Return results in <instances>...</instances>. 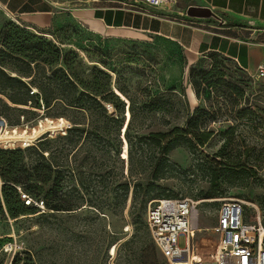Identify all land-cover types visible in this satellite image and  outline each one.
I'll use <instances>...</instances> for the list:
<instances>
[{"label":"rangeland","instance_id":"1","mask_svg":"<svg viewBox=\"0 0 264 264\" xmlns=\"http://www.w3.org/2000/svg\"><path fill=\"white\" fill-rule=\"evenodd\" d=\"M9 22L11 19L0 9V37ZM79 31L67 26L51 38L43 36L55 38L64 52L78 53L85 66L109 73L113 82L117 81V86L125 91L126 101L133 104L136 114L128 133L133 152H128L126 160L114 155L116 128L113 122L104 119L98 122L97 139L90 136L84 141V133L71 144L66 139L46 141L49 155L45 157L67 160L72 168H65L62 191L51 198L53 203L71 210L59 213L40 210L39 202L32 205L37 208L36 214L12 219L5 207L0 206V264H13L17 255L22 263L31 260L35 264H143L137 250L139 245L134 257L124 248L136 233L135 216L140 214L146 224L148 206L156 200L157 193L151 194V200L142 196L135 201V183L145 187L149 181V169L141 172L147 167L146 157L151 152L144 148L142 153L137 140L153 133H167L175 126L192 134L210 135L198 150L173 149L169 154L172 167L157 182L170 198H188L200 203L198 223L204 232L196 235L197 251L205 258L214 256L218 236L212 229L217 225L224 200L241 201L245 222L260 221L264 227V85L251 81L234 61L219 54L191 63L184 51L165 47L153 37L123 32L88 36ZM224 81L239 87L242 95L229 90ZM170 92L182 101L176 106V123H165L171 115L154 108L155 104L167 108ZM104 104L109 115L120 116L111 103ZM24 109L7 110L2 116L11 124L22 114L29 119L36 118L33 122L39 120V114L30 104ZM195 109L199 113L194 114ZM47 113L55 115L61 111ZM76 116L84 121V116ZM121 117L124 118V113ZM190 118L198 119V123H191V130L187 125ZM125 121L128 122V117ZM122 134L119 135L121 149L127 146L130 150L129 138ZM82 145L83 149L76 153ZM205 157L215 159L225 170L222 193L214 198H206L207 168L211 164L205 162ZM39 162L40 157L33 151L25 153L24 163ZM56 177L53 173L52 179ZM81 181L85 183L84 188ZM126 181L131 183L129 193L126 201L117 205L120 199L116 194L122 192L116 186ZM51 185L38 183L42 193L48 192ZM81 205V211L72 210ZM89 205L96 208L102 205L103 209L98 212ZM178 245L182 249L186 247L184 236L179 237ZM114 246L115 257L111 258L108 249ZM156 260L164 261L159 253Z\"/></svg>","mask_w":264,"mask_h":264},{"label":"trees","instance_id":"2","mask_svg":"<svg viewBox=\"0 0 264 264\" xmlns=\"http://www.w3.org/2000/svg\"><path fill=\"white\" fill-rule=\"evenodd\" d=\"M43 35L54 36L50 33L33 32L12 20L3 29L0 37V116L7 110H26L24 108L30 104L39 114L38 119L65 118L72 124V128L66 136L44 137L25 149H4L0 147V206L5 207L12 219L36 214L38 212L37 208L57 213L71 210L63 209L53 203L51 198L54 194H59L62 191L64 184L62 176L67 171L65 168L69 167L71 170L72 168L67 160H61L56 156L46 158L49 155L46 141L66 139L71 144L75 142L76 138L81 139L84 133L86 134L84 141L89 140L90 136L97 139L98 122L104 119L113 122L116 128V144L113 145L114 155L116 157L120 155L122 160H126L128 156L126 159L122 157L124 146L121 149L119 135L125 130L122 135L129 138L128 133L136 116L133 104L117 95L116 90L126 97L125 91L117 86V81L113 82L109 73L97 67L85 66L78 53L73 51L64 52L55 38L51 40V37L47 38ZM214 54L216 53L210 55ZM239 69L245 72L240 67ZM85 72L88 73L85 74ZM224 82L229 90H235L239 95H242L239 87ZM33 89L36 90L35 93H32ZM167 97L169 99L167 108H161L157 104L154 105V108L156 111H165L171 115L165 123H176L178 120L175 115L176 106L182 104V101L176 93L170 92ZM104 103H111L120 116L124 113V118L109 115ZM127 109L131 113L129 122L125 121ZM49 110H60L61 113L50 115L47 113ZM197 113H199V109H195L194 114ZM76 114L84 116L85 119L83 118V120L85 122L80 121ZM21 117H24L25 122H32L36 119H29L22 114L15 124H10L20 125ZM86 119L89 120V123L86 122ZM187 123L190 129L191 123H198V119L190 118ZM209 136V133L206 132L192 134L190 131L175 126L170 128L167 133H153L149 136L139 137L137 140L139 150L143 153L144 148H148L151 152L146 157L147 167L142 169L141 172V174L146 173L149 169V181L145 187L142 183H135V201H139L142 196L151 200V194L154 192H157L154 195L156 200L170 198V196L164 195L163 188L157 184L172 167L169 160L170 152L178 147H186L190 151L198 150V147L203 148ZM128 141L130 145L128 152L130 151L132 154L134 145L130 138ZM82 147L83 145L76 149V153L81 151ZM29 151H33L40 157L38 164L28 165L24 163L25 153ZM205 158V162L211 164L207 168L209 192L206 194V198H214L222 193L225 170H223L221 163H218L215 159ZM53 173H56L57 177L52 179ZM38 183H41L42 186L52 184V187L48 192L42 193ZM115 183L116 181H111L112 185ZM130 184V181H126L116 186L117 191L122 192L116 194L117 199H120L117 205L126 201ZM80 185L84 188L85 183L81 181ZM142 191H144V194L141 193ZM22 194L31 199L29 204L22 199ZM39 202L43 204V209L39 206L37 208L32 207V205L39 204ZM83 205L72 210L81 211ZM89 206L95 207V205ZM102 209V205L96 208L98 212ZM133 224L137 226L136 233L124 245L126 251L130 252V256L134 257L138 253L136 251L139 250V258L143 264H168L165 260H156L159 252L140 214L135 216ZM108 252H110L109 249ZM13 264L35 263L31 260L22 263L17 255Z\"/></svg>","mask_w":264,"mask_h":264},{"label":"crops","instance_id":"3","mask_svg":"<svg viewBox=\"0 0 264 264\" xmlns=\"http://www.w3.org/2000/svg\"><path fill=\"white\" fill-rule=\"evenodd\" d=\"M190 6L208 8L213 15L189 17ZM0 9L36 33L55 34L73 26L88 36L123 32L153 37L184 51L191 63L216 53L254 73L264 58V0H189L170 10H140L126 0H0Z\"/></svg>","mask_w":264,"mask_h":264},{"label":"built area","instance_id":"4","mask_svg":"<svg viewBox=\"0 0 264 264\" xmlns=\"http://www.w3.org/2000/svg\"><path fill=\"white\" fill-rule=\"evenodd\" d=\"M179 1L189 0H126L140 10L152 7L170 10ZM243 70L254 83L264 85V58L254 73ZM35 92L33 89L32 93ZM71 128L72 124L65 118H43L37 122H25L24 117H21V124L14 126L0 116V147L25 149L44 137L66 136ZM17 133H25L30 139L18 140L14 138ZM2 137L7 139L1 140ZM22 199L27 204L31 201L24 194ZM199 204L188 198H162L149 204L146 225L157 251L168 264H264V227L260 221L257 224L245 222L243 203L238 200H224L221 203L217 225L212 229L218 236L214 256L205 258L198 252L194 241L196 235L204 232L198 223ZM40 207L43 208L42 203ZM181 236L186 239V247L183 249L178 245ZM114 248L109 252L111 258L115 257L112 253Z\"/></svg>","mask_w":264,"mask_h":264},{"label":"bare ground","instance_id":"5","mask_svg":"<svg viewBox=\"0 0 264 264\" xmlns=\"http://www.w3.org/2000/svg\"><path fill=\"white\" fill-rule=\"evenodd\" d=\"M116 92H117V95H120L121 96V99H123V100H127L126 99V97L120 92V91H118V90H116ZM130 112V111H129ZM130 118V120H131V113H128L126 116H125V118ZM129 122V121H128ZM125 124V123H124ZM127 125H128V123H127ZM42 128L44 129V126H42ZM41 132V131H40ZM38 134V132L34 135V136H32V138L33 137H35L36 135ZM14 138H16V139H18V140H21V139H25V140H28V139H30V137L29 136H27V134H19V133H17L16 134V136H14ZM5 139H7L6 137H2L1 138V140H5ZM128 154V148H127V146H125L124 147V153H123V158H127V155ZM43 209V208H42ZM262 233L264 234V229L262 230ZM115 252H116V248H114L113 250H112V253H114L115 254Z\"/></svg>","mask_w":264,"mask_h":264},{"label":"water","instance_id":"6","mask_svg":"<svg viewBox=\"0 0 264 264\" xmlns=\"http://www.w3.org/2000/svg\"><path fill=\"white\" fill-rule=\"evenodd\" d=\"M187 15L189 17L207 18V17H211L213 13L208 8L190 6L187 9Z\"/></svg>","mask_w":264,"mask_h":264}]
</instances>
